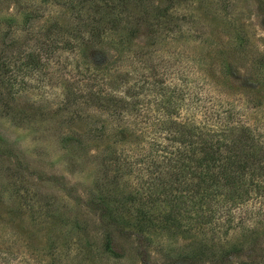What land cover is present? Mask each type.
<instances>
[{
    "label": "rangeland",
    "instance_id": "rangeland-1",
    "mask_svg": "<svg viewBox=\"0 0 264 264\" xmlns=\"http://www.w3.org/2000/svg\"><path fill=\"white\" fill-rule=\"evenodd\" d=\"M57 1L0 0V264H264V184L257 200L213 206L222 214L214 230L201 227L199 262L178 258L187 234L156 235L148 257L137 256L132 238H117L112 257L95 238L98 249L84 246L82 231L67 223L79 197L108 182L111 208L136 193L137 203L126 204L131 215L152 192L158 197L145 207L157 218L166 213L160 185L153 186L170 170L158 160L142 170L140 159L150 142L176 146L166 129L172 119L214 123L228 113L256 146L264 143V0H142L125 9L146 19L118 26L105 7L117 0ZM103 12L101 38L82 52L64 47L77 44L76 29L88 30L86 17ZM32 53L34 69L23 65ZM124 136L131 143L114 164L106 155ZM77 218L86 219L80 210Z\"/></svg>",
    "mask_w": 264,
    "mask_h": 264
},
{
    "label": "trees",
    "instance_id": "trees-1",
    "mask_svg": "<svg viewBox=\"0 0 264 264\" xmlns=\"http://www.w3.org/2000/svg\"><path fill=\"white\" fill-rule=\"evenodd\" d=\"M54 1L58 2L57 0ZM70 2L71 0H64V2L57 4L65 6L69 5ZM78 2L82 3L83 0H78ZM142 2V0H117L118 5L111 2L105 5V7L115 10L113 14L115 18L112 19L110 26L113 24L118 26L120 22L125 25H133L137 21H144L146 14L143 18L137 16L134 19L125 9V6L129 4L142 6ZM91 7L94 10H100L95 4ZM165 11L160 10V17ZM103 13L105 18L103 16L91 19L86 17L87 22L84 23V26L88 30L83 31L82 36V33H77L79 29H76L72 38L77 44L71 46L72 44L66 43L64 47L71 50L79 45L83 47L80 49L82 52L84 49L87 50L86 44H92L95 39L101 38L100 32L103 33L104 31L102 25L99 26V24L108 16L105 12ZM31 17L32 15L26 12L24 21L28 23ZM1 61H3V53H0ZM38 61L37 55L25 54L23 65L34 69ZM259 76L262 75L259 74ZM213 119L215 120L214 123L203 121L202 123H180L172 119L166 129L172 134L168 141L176 144V146H157L150 142L148 153L144 152L141 156L142 165L140 169L142 170L147 171L155 168L157 160L160 167L167 166L166 168L170 170L167 180H159L158 184L153 186L154 189L160 185V192L163 194L162 200L168 206V211L158 218L145 207V202L153 201L158 197L152 192L148 193V200L134 209L131 215H129L131 212L126 204L137 203L136 193L127 195L126 198H122L125 203L117 202L118 207L111 208L109 204L113 200H109V197L106 196L111 192L108 190L109 182L100 183L101 187L96 195L91 193L83 200L79 197V201L74 203L79 208L74 210L76 217L74 215L71 221L67 219V223H70L71 231H74L73 228L82 231V244L89 248L97 247L98 249L96 241L92 240L95 238L100 243L102 253L117 257L118 253L115 251L117 238L121 240L132 238L135 241L137 256L146 255L148 257L150 254L148 249L152 246L153 238L156 235L161 234V237L167 238L168 234L179 232L190 235L191 241L181 247L182 253L178 252L180 254L178 258L181 260L188 258L186 260L192 262L202 261L205 253L203 254L201 249L206 245L201 246L199 244L201 227L208 223L211 226L210 231L214 230L212 224L217 219L216 217L222 214V212L215 213L213 206H234L249 200H257L256 195L263 190L264 184V143L257 141L259 146H256L255 139L248 127L235 123L233 116L229 117L228 113L224 117L215 115ZM123 133L125 135L124 131ZM127 143H131V141L124 136L122 147L119 150L110 149L108 151L106 155L108 160L115 164V161L119 162L122 158L121 161L123 162L122 151ZM1 144L3 143L0 139V150L3 151ZM164 162L166 166H164ZM122 166L125 164L117 163L118 169ZM140 169H137L139 177H141ZM14 170L19 174L17 169ZM140 186H145L147 190L152 189L151 185L145 183ZM179 187L186 191L184 195L171 193L172 190ZM252 191L254 194H251ZM180 204H189V207L195 205L189 209V213L184 209L181 212L178 211ZM77 210H80L82 214L84 213L86 219L91 222L93 225L91 229H89L86 219L79 220L77 218ZM225 212L223 211V213ZM125 214L128 215L127 218L124 217ZM129 217H132L133 221H130ZM45 239L49 238L46 237ZM119 249H122L121 246ZM141 261L143 262L142 259ZM173 261L178 260L170 259L167 264H172Z\"/></svg>",
    "mask_w": 264,
    "mask_h": 264
}]
</instances>
